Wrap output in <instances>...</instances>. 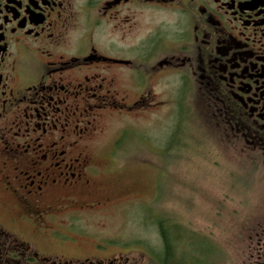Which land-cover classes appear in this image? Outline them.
Listing matches in <instances>:
<instances>
[{"label":"flooded vegetation","instance_id":"flooded-vegetation-1","mask_svg":"<svg viewBox=\"0 0 264 264\" xmlns=\"http://www.w3.org/2000/svg\"><path fill=\"white\" fill-rule=\"evenodd\" d=\"M164 109L178 160L229 158L213 166L230 188L264 174V0H0V264H196V237L222 251L210 226L148 208L158 185L138 198L154 239L106 229L133 196L101 180L131 150L94 141L109 123L145 140L137 126ZM241 215L234 264H264V216Z\"/></svg>","mask_w":264,"mask_h":264},{"label":"rangeland","instance_id":"rangeland-1","mask_svg":"<svg viewBox=\"0 0 264 264\" xmlns=\"http://www.w3.org/2000/svg\"><path fill=\"white\" fill-rule=\"evenodd\" d=\"M163 112L162 119H147L137 126V131L145 140L133 137L132 140L129 138L130 141L119 142L122 130H117L115 123H109L105 131L94 141V149L97 153L105 154L113 148L131 150L128 154L118 153L119 165L122 166L120 172L101 180L104 193L123 198L133 196L131 202H125L123 210L112 217L106 229L110 234L125 239L134 240L144 237L152 240L156 235V225L153 221L146 225L145 220L154 216L149 210L154 208L153 212L160 211L165 216L174 214L184 224L190 219L195 220L199 231L210 226V231L206 230V233L210 232L212 243L214 242L222 251L210 248L205 250L203 240L196 237L195 249L190 248L186 242L184 250L186 263L189 258L200 252L196 255L200 256L196 264H234L238 245L236 232L243 222L241 214L264 216V183H261L260 179L264 174L262 172L253 174L245 169L239 179L244 183L249 182V185L230 188V185L225 184L229 179L222 177L219 169L213 166L230 164L229 158L213 155L209 159L196 154L191 162H187V157L183 158V156L178 160L173 152L176 125L172 110L164 109ZM201 128L203 129L204 126L202 125ZM185 131L183 128V132ZM203 133V130L199 132L200 135ZM115 142H119L118 146ZM152 148L159 149V152H151ZM142 150L144 152L141 153ZM100 164L109 163L104 158ZM162 167L163 174L160 176L159 170ZM157 185L160 192L158 204L159 202L161 204H149L147 210L138 198H153ZM224 196L234 199L228 200L223 206L216 203ZM180 233L187 235L183 230ZM204 255L206 261H203Z\"/></svg>","mask_w":264,"mask_h":264}]
</instances>
